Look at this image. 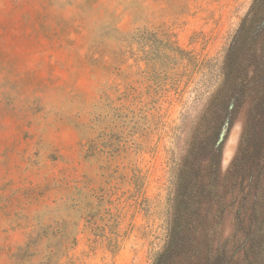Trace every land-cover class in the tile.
Listing matches in <instances>:
<instances>
[{
    "label": "rangeland",
    "instance_id": "rangeland-1",
    "mask_svg": "<svg viewBox=\"0 0 264 264\" xmlns=\"http://www.w3.org/2000/svg\"><path fill=\"white\" fill-rule=\"evenodd\" d=\"M252 2L0 0V264H156ZM232 229L226 214L220 240Z\"/></svg>",
    "mask_w": 264,
    "mask_h": 264
},
{
    "label": "trees",
    "instance_id": "trees-1",
    "mask_svg": "<svg viewBox=\"0 0 264 264\" xmlns=\"http://www.w3.org/2000/svg\"><path fill=\"white\" fill-rule=\"evenodd\" d=\"M222 75L176 169L166 249L156 264H264V0H253ZM245 104L237 151L221 175L225 137ZM226 214L233 229L221 241Z\"/></svg>",
    "mask_w": 264,
    "mask_h": 264
},
{
    "label": "water",
    "instance_id": "water-1",
    "mask_svg": "<svg viewBox=\"0 0 264 264\" xmlns=\"http://www.w3.org/2000/svg\"><path fill=\"white\" fill-rule=\"evenodd\" d=\"M224 133H225V129H223V131H222V133H221V135H220V139H219V141L222 140V138H223V136H224Z\"/></svg>",
    "mask_w": 264,
    "mask_h": 264
}]
</instances>
